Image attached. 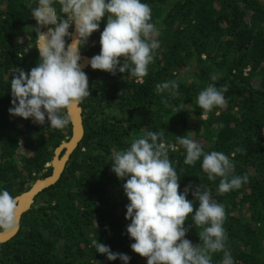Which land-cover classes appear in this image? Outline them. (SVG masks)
Masks as SVG:
<instances>
[{
  "label": "trees",
  "instance_id": "trees-1",
  "mask_svg": "<svg viewBox=\"0 0 264 264\" xmlns=\"http://www.w3.org/2000/svg\"><path fill=\"white\" fill-rule=\"evenodd\" d=\"M144 2L151 7L150 22L160 42L148 75L138 83L126 73L84 69L91 95L80 103L83 138L59 179L22 214L18 232L0 242V264H123L96 252L93 240L130 255L129 264H147L131 249L134 239L125 218L130 201L110 160L148 130L163 131L168 143L187 135L206 152L230 155L241 149L233 159V174H247L248 182L224 194L217 191L221 177L209 180L202 158L185 164L186 152L179 145L169 158L180 175V192L190 183L202 184L224 205L226 247L234 264H264V0ZM36 6L37 0H0V188L15 198L52 175L57 148L73 135L71 121L54 129L47 117L40 125L8 111L17 68L29 71L39 60L32 17ZM106 22L102 19L82 55L99 54ZM169 80L178 88L157 92L156 85ZM213 83L227 87L226 103L205 114L196 98ZM187 199L194 200L191 192ZM193 203L195 212L199 202ZM188 219L186 238L198 244V226L191 215ZM222 259V251L211 254L212 264Z\"/></svg>",
  "mask_w": 264,
  "mask_h": 264
},
{
  "label": "clouds",
  "instance_id": "clouds-1",
  "mask_svg": "<svg viewBox=\"0 0 264 264\" xmlns=\"http://www.w3.org/2000/svg\"><path fill=\"white\" fill-rule=\"evenodd\" d=\"M32 17L37 22L33 28L39 60L29 71L17 68L10 83L13 99L8 111L40 125L47 117L48 126L54 129L67 127L71 109L91 95L81 63L82 49L100 28L102 19L107 22L100 34V52L87 60L92 69L113 75L126 73L127 79L135 77L142 83L160 47L156 38L159 30L150 22L152 10L144 0H37ZM177 88L175 80L156 85L157 92H174ZM226 91V86L209 84L199 92L196 104L205 114L214 107H223ZM177 145L186 152L185 164L194 165L202 158L201 168L207 178L221 177L217 189L220 194L248 182L247 174H233V159L239 148L230 155L206 152L200 142L187 135L176 136V143H168L163 131L144 132L128 148L114 152L110 160L112 171L124 181L122 186L130 201L125 206V218L130 220L127 234L134 239L131 249L146 257L147 264H212L211 254L220 251L221 264H234L226 247L224 205L202 184L190 183L179 191L180 175L169 158L170 151L178 150ZM189 192L199 202L195 212L194 200L187 199ZM190 215L199 229L198 244L186 238L185 221ZM19 219L17 199L0 188V230H18ZM91 243L110 261L119 258L129 264L131 260L130 255L114 252L100 241Z\"/></svg>",
  "mask_w": 264,
  "mask_h": 264
},
{
  "label": "water",
  "instance_id": "water-1",
  "mask_svg": "<svg viewBox=\"0 0 264 264\" xmlns=\"http://www.w3.org/2000/svg\"><path fill=\"white\" fill-rule=\"evenodd\" d=\"M74 31V30H73ZM83 59L81 63H84L86 61V65H84L83 70L88 66L87 60L90 58L87 55H82ZM83 109L81 107V104L74 106L71 109V122H72V129H73V135L68 140L63 142L56 150L55 158L52 162L53 166V173L52 175L44 178V179H38L35 181V183L32 184V188L22 193L20 196L16 197L18 208H19V228L20 229V222L22 214L27 211L32 203L34 202L35 196L45 189L46 187L54 184L59 177L61 176V173L63 172L65 165L73 152V150L78 146L79 142L83 138L84 135V124H83V116H82ZM65 151V154L62 155V152ZM18 230L12 232V231H1L0 232V242H4L11 237H13Z\"/></svg>",
  "mask_w": 264,
  "mask_h": 264
},
{
  "label": "bare ground",
  "instance_id": "bare-ground-1",
  "mask_svg": "<svg viewBox=\"0 0 264 264\" xmlns=\"http://www.w3.org/2000/svg\"><path fill=\"white\" fill-rule=\"evenodd\" d=\"M83 65H86V61H84V63H82Z\"/></svg>",
  "mask_w": 264,
  "mask_h": 264
}]
</instances>
